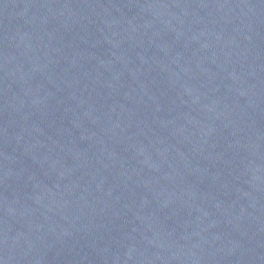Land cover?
I'll list each match as a JSON object with an SVG mask.
<instances>
[{
	"label": "water",
	"instance_id": "water-1",
	"mask_svg": "<svg viewBox=\"0 0 264 264\" xmlns=\"http://www.w3.org/2000/svg\"><path fill=\"white\" fill-rule=\"evenodd\" d=\"M0 264H264V0H0Z\"/></svg>",
	"mask_w": 264,
	"mask_h": 264
}]
</instances>
